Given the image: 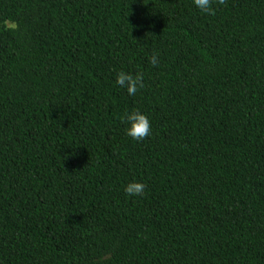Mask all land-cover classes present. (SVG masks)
Segmentation results:
<instances>
[{"label": "trees", "instance_id": "16d2710c", "mask_svg": "<svg viewBox=\"0 0 264 264\" xmlns=\"http://www.w3.org/2000/svg\"><path fill=\"white\" fill-rule=\"evenodd\" d=\"M212 8L0 0V264H264V0Z\"/></svg>", "mask_w": 264, "mask_h": 264}, {"label": "clouds", "instance_id": "9594fccd", "mask_svg": "<svg viewBox=\"0 0 264 264\" xmlns=\"http://www.w3.org/2000/svg\"><path fill=\"white\" fill-rule=\"evenodd\" d=\"M196 8L202 13L211 14L213 12L212 0H193ZM158 57L153 54L150 63L155 66ZM144 76L142 72L135 74L120 71L115 78V83L127 91L129 96H135L139 89L144 87ZM124 123L127 125L125 134L135 141H141L151 135V121L149 116L138 108L126 111L124 114ZM146 184L137 179L130 180L123 186V191L129 197L140 196L145 193Z\"/></svg>", "mask_w": 264, "mask_h": 264}]
</instances>
